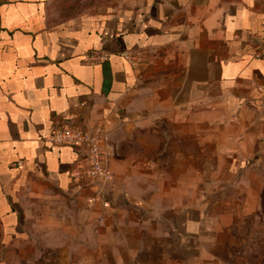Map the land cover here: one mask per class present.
Masks as SVG:
<instances>
[{"label":"crops","instance_id":"1","mask_svg":"<svg viewBox=\"0 0 264 264\" xmlns=\"http://www.w3.org/2000/svg\"><path fill=\"white\" fill-rule=\"evenodd\" d=\"M68 6L0 0V264L68 262L17 247L83 244L88 229L90 264H223L259 203L264 0ZM94 48L113 54L83 61ZM101 120L112 179L97 192L71 175L86 151L47 136Z\"/></svg>","mask_w":264,"mask_h":264},{"label":"rangeland","instance_id":"2","mask_svg":"<svg viewBox=\"0 0 264 264\" xmlns=\"http://www.w3.org/2000/svg\"><path fill=\"white\" fill-rule=\"evenodd\" d=\"M117 0H68V14L86 12L89 9L101 7L107 4H112ZM261 188L259 203L256 208L253 207L251 216H247L243 224H239L235 229L236 241L233 245H228L223 253V264H264V165L260 169ZM33 191V189H32ZM41 215V214H38ZM60 215V214H58ZM92 230L88 229L84 235L83 244L77 245H40L34 247V250L27 245L19 246V253L27 256V252L35 253L37 260H42L43 254L51 252L57 255H67V261H61V264H90L87 260V255L92 252ZM43 235V230L36 229L35 235ZM44 236V235H43ZM60 238L59 233L52 234V238ZM74 238V236H73ZM17 249L16 247H14ZM12 247L9 248V253H12ZM85 260V261H84ZM59 261V260H58ZM89 262V263H88ZM4 264H29L26 260L20 258L8 261Z\"/></svg>","mask_w":264,"mask_h":264},{"label":"built area","instance_id":"3","mask_svg":"<svg viewBox=\"0 0 264 264\" xmlns=\"http://www.w3.org/2000/svg\"><path fill=\"white\" fill-rule=\"evenodd\" d=\"M113 53L104 48H94L86 51L83 61L98 64L108 60ZM121 57L130 63L141 61V52L130 49L120 53ZM255 57L264 59V43L254 53ZM47 140L58 145H69L86 151L85 161L79 162L71 170V175L89 187L101 192L103 184L112 179L109 167V157L112 144L105 120H101L92 127L83 126L75 122L61 123L53 128Z\"/></svg>","mask_w":264,"mask_h":264}]
</instances>
